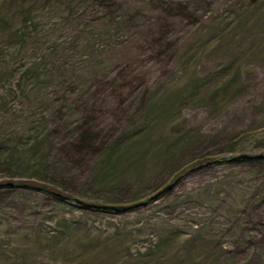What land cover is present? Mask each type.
<instances>
[{"label":"rangeland","instance_id":"1","mask_svg":"<svg viewBox=\"0 0 264 264\" xmlns=\"http://www.w3.org/2000/svg\"><path fill=\"white\" fill-rule=\"evenodd\" d=\"M5 182L0 264H264V0H0Z\"/></svg>","mask_w":264,"mask_h":264},{"label":"water","instance_id":"2","mask_svg":"<svg viewBox=\"0 0 264 264\" xmlns=\"http://www.w3.org/2000/svg\"><path fill=\"white\" fill-rule=\"evenodd\" d=\"M250 155L247 154H241V155H237L231 158V160H241V159H245V158H250ZM10 184V183H9ZM172 186V184L167 185L166 187H164L160 192L170 188ZM156 196V195H155ZM84 207H97V208H102V209H109V210H113L115 212H121V211H125L127 209H131L134 207H137L138 205L143 204L144 202H137L134 204H130L127 206H117V205H110V204H101V205H95L92 203H88V202H82L79 201Z\"/></svg>","mask_w":264,"mask_h":264},{"label":"trees","instance_id":"3","mask_svg":"<svg viewBox=\"0 0 264 264\" xmlns=\"http://www.w3.org/2000/svg\"><path fill=\"white\" fill-rule=\"evenodd\" d=\"M86 140L87 141H89V139H87V138H85L84 140H83V144L84 143H86ZM244 160H247V159H244ZM229 161V160H228ZM12 184H7V182H5V183H3L2 185L0 184V188H2L3 186H11ZM54 194H55V196L57 197V198H59V199H62L63 198V196L61 195V194H59V193H57V192H54Z\"/></svg>","mask_w":264,"mask_h":264}]
</instances>
